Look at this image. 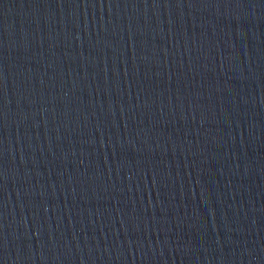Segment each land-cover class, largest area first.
Segmentation results:
<instances>
[{
    "label": "water",
    "instance_id": "obj_1",
    "mask_svg": "<svg viewBox=\"0 0 264 264\" xmlns=\"http://www.w3.org/2000/svg\"><path fill=\"white\" fill-rule=\"evenodd\" d=\"M0 264H264V0H0Z\"/></svg>",
    "mask_w": 264,
    "mask_h": 264
}]
</instances>
